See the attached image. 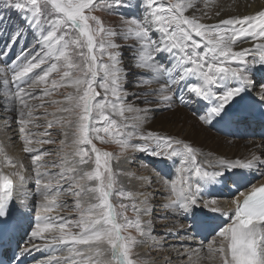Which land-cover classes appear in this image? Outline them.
Segmentation results:
<instances>
[{"label": "snow or ice", "instance_id": "snow-or-ice-1", "mask_svg": "<svg viewBox=\"0 0 264 264\" xmlns=\"http://www.w3.org/2000/svg\"><path fill=\"white\" fill-rule=\"evenodd\" d=\"M141 2L145 5L143 16L126 17L119 30L105 27L93 13L131 7L130 0L4 2L3 6L14 10L22 21L10 35L8 50L25 39L28 32L34 36L40 50L26 62H14L11 66L14 91L9 89L10 81L0 66V76L4 77L0 81V101L4 110L17 113L15 123L19 125L23 152L30 154L34 172L33 177H26L19 171L0 170V240L16 230L18 217L24 215L22 208L34 199L40 214L35 215L28 243L37 251L48 250L52 245L65 246L51 248L48 264H141L134 250L143 241H138L129 230L134 229L146 239L151 237V222L147 227L142 222V216L149 214V196L145 195L136 203L134 194L117 188L119 173L111 167L113 156L107 151L101 152L94 140L106 142V136L122 150L131 148L162 160H173L178 175L171 181L170 195L163 207L183 213L194 208L220 211L216 198H204L203 193L217 184L227 183L231 179L228 172L264 166V159L253 156L244 161L220 160L210 164L217 170H205L197 161L196 149L188 143L153 132L140 133L138 129L150 109L139 108L134 101H128L124 87L128 72L122 67L120 51L122 47H129L133 67L142 70L136 86L145 91L136 94V99L146 105L156 102L171 105L177 92L181 93V101L183 93L187 92L189 98L194 96L204 102L205 114L200 116L204 124L238 126L256 115L255 105L242 101L253 83L251 77L256 66L264 68V10L206 25L201 22L202 17L196 15V0H170L167 5L160 0ZM190 10L192 14L186 15ZM2 31L0 29V33ZM117 37L131 39L134 43L118 44ZM242 37L245 39L241 40ZM249 38L259 43H253L251 49L234 50L237 41L248 43ZM249 56L252 58L248 59ZM42 65L48 66L41 75L29 77ZM53 73H60V79L49 83ZM153 83L158 87L152 88ZM40 85H46L41 95L28 91ZM59 88L73 91L61 100L50 101L48 106L55 107V113L34 116L35 109L45 104L33 105L30 101H44ZM258 96L264 102V85ZM9 103L13 104L12 108L7 107ZM126 113L135 114L131 118L135 123H128ZM49 115L53 119L47 120ZM259 115L264 119V111ZM117 116L124 122L113 118ZM37 119L47 120L46 125H34L44 127V132L29 131L28 125ZM57 126L73 129L71 143H66L67 131L60 133L65 139L59 141L60 152L66 148L72 151L62 155L59 163H45L43 157L52 152L32 145L57 143L51 139L56 133L49 131ZM36 136L49 138L33 139ZM135 138L143 143L131 144ZM0 156L4 157L6 167H23L8 157L3 147H0ZM93 156L94 167L85 168L93 161ZM45 168L59 171L42 172ZM30 180H34V189L27 188ZM164 183L168 186L167 180ZM62 195L74 197L72 210L78 214L76 219L50 215L57 209L69 207L58 203ZM239 196L243 200L232 201L236 207L231 223L216 233L219 245L216 246L215 240L207 245L208 259L218 257L220 264H264V186L252 187L250 192H240ZM114 197L132 203L114 204ZM129 209L136 215L134 220L127 216ZM194 222L197 227L204 226L203 221ZM44 233L51 234L50 239H46ZM40 240L45 242L33 243ZM63 251L68 257L62 261L56 253ZM199 251L192 249L187 254L189 264H194L193 256H198ZM30 252L28 247L18 249L14 257L16 264H21L22 257Z\"/></svg>", "mask_w": 264, "mask_h": 264}, {"label": "rangeland", "instance_id": "rangeland-1", "mask_svg": "<svg viewBox=\"0 0 264 264\" xmlns=\"http://www.w3.org/2000/svg\"><path fill=\"white\" fill-rule=\"evenodd\" d=\"M208 1V0H207ZM5 0H0V16L3 17V22L0 23V29H3L2 33H0V44L1 43H6L8 45L9 43V38L10 35L12 33V31L18 27L22 21L19 17V15L11 9L5 8L4 5ZM160 2H163L164 4H168L170 2V0H160ZM172 2H174V0H172ZM131 3V7H121V8H116L114 9V11H109L107 9L101 11L98 10L96 12L93 13V15H96L97 17H99L104 26L108 27V28H112L114 30H119L122 25H123V21L126 17H131V16H136L137 18H141L143 16V13L145 11V5L144 3L141 2V0H130ZM134 3V5H133ZM200 6L201 4L198 3ZM197 9H199V6L197 7ZM133 11V12H132ZM197 40H199V37H195ZM20 41H24V45H22L21 47V52L20 51H16V47L14 45H20ZM18 41L16 44L13 45V51L12 54H9V58L8 56H4V55H0V58L5 59L8 58L11 59V63L13 64L14 62L17 63H23L25 62V54H30V53H36L40 50V45L36 43L34 36L28 32L26 33V38L23 40ZM116 42L118 44L121 45H131L134 43L133 40L129 39V40H125L123 38L117 37L116 38ZM25 50V53H24ZM202 50V49H201ZM33 51V52H31ZM122 56H121V61H122V67L125 68L128 72L127 78H126V82L124 84V87L126 88L127 92H128V101H134V103L139 107V108H148L150 109V111L147 112V118L146 120L142 123V126L138 129V131L140 133H148V132H153V133H157L161 136H167V137H171L172 139H180L183 141V137H186V135H188V133L191 131V125L195 124L196 128L199 129V126H201L202 128H204V130H201V128L197 133V140L196 142L201 145L202 142L204 141V137L207 135V133L210 131L207 128V124H204L199 118L202 115L200 110H196L193 108V106H195V98L194 96L192 98H190V103L188 104L190 106L187 105L188 110L190 111L191 108L194 110V112H197L199 114H201L200 116L197 113H194L190 111L192 117L188 118V119H183L181 118V120L183 122H179V120L176 123L173 122H169L167 124V128L165 130H162L160 127V125L155 124V121L159 118V117H163L168 113H173L175 112L177 106L175 105V103H171V105L166 104V103H162V102H156V103H152V104H144V102L142 100H138L136 99V94L145 91L144 88H140L137 87V78L138 75L141 73L142 70L133 67V61L131 60L130 57V48L125 46L122 47L120 49ZM11 52V51H10ZM3 53V52H2ZM18 53V54H17ZM21 53H23V55H21ZM14 57V58H13ZM17 57H20V60H17ZM13 60V61H12ZM7 61V62H8ZM3 66L4 68V72L7 74V78H11L12 75V71L11 68H8V64H4L0 61V66ZM48 65H42L41 68L38 69H34L32 73L29 74V77L35 76L38 77L39 75L42 74V71L44 68H46ZM9 73V74H8ZM2 77V76H0ZM3 78V77H2ZM52 79H56L59 80L60 79V73H53L50 77H49V83ZM0 81H2V79H0ZM189 82H193V81H189ZM11 83V82H10ZM260 83H262V81H260ZM10 85V84H9ZM9 87V86H8ZM46 87V85H40L39 87L35 88V89H30V92H32L34 95H41L43 93L44 88ZM152 88H157L158 85L156 84H152L151 86ZM11 90L14 91V86L11 85V87L9 88ZM73 91L70 88H59L57 90H55L54 94L50 97H45L44 101H41L39 99H33L30 101L31 104L33 105H39L41 103L45 104V107H40L35 109V111L33 112L34 116L37 117H42L44 115L45 112L47 113H55L56 112V108L52 107V106H48L51 100H61L63 99L69 92ZM181 95V93H180ZM190 94H188L187 92L183 93L184 98L189 97ZM192 100V101H191ZM0 108L3 109V103L0 102ZM184 109L186 110V107H184ZM205 114V113H204ZM203 114V115H204ZM63 115H67V114H63ZM126 116L128 117V114H126ZM186 117V116H185ZM196 117V119H195ZM114 119H116L118 122L123 123L124 120L120 117H113ZM130 117H128V123H135L134 120H132ZM187 118V117H186ZM53 119V117L51 115H49L47 117V120H51ZM16 120V119H15ZM15 120L12 121V124L15 125L16 130L18 131L15 136L18 137V142L15 145H11V142H9V147L12 146L11 149H15L16 151H22L23 152V140L19 134V125L15 123ZM47 120L45 119H37L35 121H33L32 123H30L28 125V129L30 132L33 133H41L45 131L44 127H36L34 125H46ZM7 121V119H2L0 116V123L4 124ZM198 123H197V122ZM193 123V124H192ZM198 125V126H197ZM6 128V131L9 129L8 126H4ZM179 130H177L178 128ZM241 127V126H240ZM246 128H248L247 130H245V128L242 127V129L239 132V137L240 138H244V139H251L252 141H254V144H257V142L260 140H262L261 138H259V130L257 129V131L254 132L252 129L249 130V124L246 123ZM207 129V130H206ZM131 129H126V131H130ZM153 130V131H151ZM212 130H215L214 127H212ZM49 131L56 133L55 136L51 137V139H55L57 141V143L55 144H44V145H37V144H33V147H37L40 149H48L52 152L51 155L45 156L43 157V161L45 163H51V162H60V157L62 155H64L65 153H70L72 151L71 148H66L64 150V152H60L59 150L61 149V145L59 143V141L61 139H65L63 135H61L60 133H62L63 131H67L68 132V137H67V141L66 143H71L72 140V135H73V129L71 128H61L60 126L54 127L52 129H49ZM253 133V134H252ZM238 134V133H237ZM236 134V135H237ZM250 134L249 137L248 135ZM223 135V134H222ZM234 135V136H236ZM254 135V136H253ZM101 136H105L104 133H101ZM224 136V135H223ZM207 137V136H206ZM231 136H229L230 138ZM233 137V136H232ZM48 139L49 137H33V139ZM1 140V139H0ZM105 140L106 142H101L100 140H94L93 143L95 144V146L101 151H107L110 154H112L113 159L111 160V167L113 169L114 172L119 173L116 177L118 184H117V188H122L125 192H130L132 194H134L135 198H136V203H139V201H141L140 199V194H136L132 191V188L129 186V182L132 178H137V177H141V176H146L148 174V170H149V174L151 175H155V176H159V177H163V173L161 172L163 170L164 167H167L168 165L170 167H175L173 160H167L164 159L162 160L161 158H157V157H153L152 155H150L147 152L144 151H139V150H132L131 148L127 149V150H122L121 147L112 142L111 139H108L105 136ZM13 142V141H12ZM14 142H16V140H14ZM13 142V143H14ZM184 142V141H183ZM187 142V141H186ZM131 144H141L143 143V141H141L139 138H135L132 139L130 141ZM201 143V144H200ZM262 143H264V141L262 140ZM20 146H19V145ZM18 145V146H17ZM17 146V147H16ZM194 148L193 145H190ZM22 147V148H21ZM198 156L197 157V161L199 162H203L200 163L202 166L203 164H213L214 162V158L215 156L211 153H209L208 151L205 152H198ZM25 154V155H24ZM205 154V155H204ZM21 155V154H20ZM23 157L24 159H21V164H23V166L29 164L30 165V175L29 177H33L34 176V172L32 170V160L30 158V154L24 153L23 152ZM201 156V157H200ZM208 156V157H205ZM210 156V157H209ZM14 160H17L15 156H13ZM205 158V159H203ZM208 158V159H207ZM212 158V159H211ZM177 159V158H174ZM262 159V158H261ZM130 161V168H131V172H129V170H127L128 165L126 163V161ZM124 164V165H123ZM124 166V167H123ZM127 166V167H125ZM162 166V167H161ZM207 166V165H206ZM87 169H91L94 167V156H93V161L90 162L88 165L84 166ZM205 167V166H203ZM210 167V165H209ZM9 168V170L11 172H15V168H11V167H7V169ZM260 168V166L258 167ZM173 169V168H171ZM208 167H205V170H208ZM42 172H58L59 169L58 168H45V169H41ZM164 171V170H163ZM256 176L255 179H257V176H259L260 173H262V175L258 178H263L264 177V170H256ZM246 172V171H245ZM145 174V175H144ZM231 174H237L236 172H231ZM239 174V173H238ZM237 174V175H238ZM249 174H252L249 173ZM228 177H231L229 175H227ZM232 178V177H231ZM168 181V186L170 187L171 181L174 179V177L169 174L166 178ZM237 180V179H236ZM231 181H233V179H229L228 183L231 184ZM30 186L34 189V180H30L29 181ZM153 184V182H152ZM129 186V187H128ZM157 187H163L158 185ZM244 187H249V186H244ZM159 190V191H158ZM164 190V191H163ZM156 191V192H155ZM162 191V192H161ZM166 189H155V188H151L148 191H146V195L149 196V214L148 215H143L142 216V222L145 224V226L147 227L148 222H151V237L150 238H144L139 236L134 229H130L129 232L136 237V239L138 241H143V243L138 244L135 248V256L136 258H138L141 262V264H146L147 260H151V262L153 260L155 264H163V260L166 259L165 254L166 252L162 253L163 250H161V247H159L160 245L163 247H166V249H169V247L172 249L177 248L178 245H182L181 248L183 247V242L181 240H183V237H187L188 234L186 227H182L183 225H177L176 222H173L172 220V214L170 212V209L163 207L164 205V201H165V193ZM221 193H225L224 190L221 191ZM223 195V194H222ZM153 197V198H152ZM165 197V198H164ZM164 199V200H163ZM114 204H119V203H124V204H128L130 205L132 203L131 200H127V199H120L118 197H114L113 201ZM58 203L64 204L66 203L69 207L68 208H63V209H57L55 212L51 213L50 215L52 216H59V217H64V218H68V219H76L78 217L77 212H75L73 209V205H74V197H72L71 195H62L61 197H59L58 199ZM34 204H35V200H34ZM119 210V209H118ZM176 212L174 211V217L176 219L177 222H179L176 218ZM38 214L37 211V207L35 205L32 206V212H31V225L30 228L32 229L33 224H34V218L35 215ZM182 215V214H179ZM127 216L130 220H134L136 218V215L133 211H131L130 209L127 211ZM171 220V221H170ZM185 222L183 221V224ZM187 226V225H185ZM178 227H182L184 229H180L178 230ZM218 227H220V224L218 225ZM73 231H76L75 229H73ZM128 233H125V235H127ZM186 235V236H185ZM216 235V234H215ZM214 234L210 237V238H216ZM215 236V237H213ZM44 237L46 239H50L51 234L49 233H45ZM181 238V239H180ZM210 238H205L204 240L202 239V243L199 246L200 250H207V245L210 242ZM171 240V241H170ZM180 240V241H179ZM20 241V240H19ZM26 241V242H25ZM216 241V240H215ZM45 242L40 240L36 243H40L43 244ZM217 242V241H216ZM150 245H149V244ZM21 244V245H20ZM160 244V245H159ZM194 244H196L195 242L192 244H188V247L192 248V249H198L199 247L196 245L194 246ZM142 245H147V251L150 247H154L156 248V253L157 255H155V251L149 250L148 252H144V250H142L141 248L143 247ZM177 245V246H176ZM19 246H21L22 248L24 247H31L32 244L28 243V239L27 240H22V242L19 243ZM150 246V247H149ZM62 247V248H60ZM65 246L64 245H52L51 248H58V249H63ZM83 247V246H80ZM33 247H31L30 249H32ZM158 248V249H157ZM46 252V250H44ZM179 250L175 249V251L173 252L177 257V262L178 264H182L183 262H185V260H181V256L178 255ZM33 252L34 250L32 249L30 254H25L24 255V263L23 264H45V262L47 261V257H33ZM48 252V251H47ZM178 252V253H176ZM182 252V251H181ZM40 253V252H39ZM29 255V256H28ZM57 255L60 256L61 260L63 261L64 258L68 257V253L66 251L63 252H58ZM161 256V257H160ZM160 257V259L158 258ZM171 257V256H170ZM32 259V260H31ZM46 259V261H45ZM38 260V261H37ZM34 261V262H33ZM162 261V263H161ZM183 261V262H182ZM219 259H217V261H213V262H207V264L209 263H214V264H220L219 263ZM166 264V263H165Z\"/></svg>", "mask_w": 264, "mask_h": 264}, {"label": "bare ground", "instance_id": "bare-ground-1", "mask_svg": "<svg viewBox=\"0 0 264 264\" xmlns=\"http://www.w3.org/2000/svg\"><path fill=\"white\" fill-rule=\"evenodd\" d=\"M198 3H200L201 6ZM133 5H134V3H133ZM198 6H199V9H198V11H196V15L202 17L201 22L206 24V25H214V24H218L220 21L227 19V18L242 17L245 15H254L256 12H258L260 10H264V0H208V1L207 0H196V8ZM217 13H219V14H217ZM191 14H192L191 10L188 13H186V15H191ZM243 39H245V38L242 37L241 40H243ZM253 43H259V41L258 40L252 41L251 38H249L248 43H240V41H237V44L234 46V50H240L241 48L251 49L253 47ZM24 44H25L24 41H20V45H17V46L14 45L17 48L16 51L21 52V47ZM12 47L10 50H8L7 44L1 43L0 44V53H2V52L5 53L4 56H8V58H9V54L10 53L12 54V51L14 50L13 49L14 47L13 48ZM31 52H33V51H31ZM24 53H25V50H24ZM25 55H26V57H25V62H26V60L30 59L31 56L34 55V53L25 54ZM8 58H5L3 60H2V58H0V61L4 64L7 63V65L10 64V65H8V68L10 69L11 66H13V64L11 63V59H9V61H8ZM251 58H252L251 56L248 57V59H251ZM256 59L258 60L259 57L257 56ZM3 66L4 65H2V67ZM32 77L35 78L36 75L32 76ZM3 78L0 77V79H3ZM7 79L11 82V78H7ZM25 79H27V78H25ZM251 79H252L253 83H251L249 85L248 91L244 94V98H253L255 100L260 101L258 93L261 90V85H264V68H260L257 65ZM260 81H262V83H260ZM9 84H10L9 85V88H10L12 83H9ZM28 91L30 92V89H28ZM179 96H180L179 92H177L176 95L174 96V103L177 106L175 112H173L172 114L168 113L165 116H163L162 118L159 117L155 121V124L160 125L161 126L160 128L162 130H165L167 128V124L169 122L176 123L180 119L179 122L181 123V122H183L182 121L183 119H188V118L192 117L191 113L194 112V110L191 108V110H190L191 113H190V111L188 110V107H187L188 104H191L190 98L187 97V98H184L183 101H181L179 99ZM195 100H196V102H195L196 104H195V106H193V108L196 110H200L202 115H203L205 113L204 102L199 101L196 98H195ZM0 102H2V101H0ZM7 107L12 108L13 104L9 103L7 105ZM184 107H186V110L184 109ZM189 108H190V106H189ZM194 113H197V112H194ZM126 114H128V117H130V118H132L135 115L133 113H126ZM197 114L199 116L201 115L199 113H197ZM0 116L2 119H7V121H4L5 122L4 124L0 123V139H1L0 140V147L4 148L5 153L7 154L8 157H10L13 161H16L19 164H21V159L22 158L24 159V157L22 155L23 152L22 151H20V152L16 151L14 148L11 149L12 146L17 144V142L19 141L18 137L15 136V134L18 131L16 130L15 125L12 124V121H14L17 118V113L15 111H6V110H4V108L3 109L0 108ZM180 117L182 118V120ZM195 119H196V117H195ZM248 121H246V122H244L238 126H232V128L234 130L229 131L228 133H226V130L224 133V132L218 131L215 128L216 125L217 126H222V125H219V124L207 125V128L210 131L207 133V135H206L207 137L206 136L204 137V141L202 142V144L200 143L201 145H199L196 142L197 133H198L197 130H199L200 128H201V130H204V128L199 126V129H197L196 125L192 123L193 125H191V131L188 133V135H186V137H183V141L184 142L187 141L186 143H188L189 145H193L194 148L196 149V151H198L200 153L208 151L209 153L213 154L215 156L213 164H216L220 160L233 161L235 159H240V160L244 161L247 159H251L253 156L260 157V158L264 159V143H262V140H263L262 135H263L264 128H262V126L260 124H257L256 126H255V124L249 125V130L252 129L253 132H254V129H255V131H257V129H260L258 131L259 132L258 136L262 140H260V142L258 141L257 144H254V141H252L249 138L244 139V138L239 137V132L242 129V127L245 128V130L248 129V128H246V123H248ZM259 125H260V127H258ZM4 126H8L9 129L6 131V128ZM212 127H214L215 130H212ZM223 127H225V126H223ZM225 128H227V127H225ZM177 130H179V128ZM151 131H153V130H151ZM234 135H236V136H234ZM229 136H231V137L229 138ZM248 136L252 137V136H250V134ZM14 140H16V142H14ZM9 142H11V145H12L10 147H9V144H10ZM13 156H15L17 160H14ZM197 157H199V156H197ZM205 157H208V156H205ZM203 159H205V158H203ZM3 160H4V157L0 156V170H2L5 173L11 172L9 170V168L7 169V167L3 165ZM126 163H127L128 167L127 166H125V167H127L128 168L127 170H129V172H131L130 161L127 160ZM199 163H203V162H199ZM209 165L207 163L203 164V166L209 168L208 170H217V169H213L212 167H209ZM170 166L168 165L167 167H164L163 168L164 171L163 170L161 171L163 173V177H159V176H155V175L150 176L149 170H148V174L146 176L132 178L129 182V186L132 188V191L134 193L140 194L141 200H143L145 198L146 191H148L151 188L166 189V192H164V193H165V197L167 198L170 195V187H167L165 185V183H164V181L166 180L165 178L170 174L171 177L173 176L175 179V178H177V175H178L176 172V167H173V166L170 167ZM171 168H173V169H171ZM29 169H30V165L27 164V165L23 166L22 168L18 167V168H15L14 170H15V172L19 171L23 175H25L26 177H29V175H30ZM260 169L264 170V166H260V168H254L251 170H248V169L234 170L233 172H236L237 174L239 173L238 175L237 174L232 175L231 172H228L227 175L231 176L232 177L231 179H233L235 181V183H233L232 181H231V184L228 182L227 183H220V184H217L213 188H211L208 191H205L203 193L204 198H208V197L216 198L217 206L220 209V211H218V212H212L209 209H202V208H194L188 213H183L181 211H175L176 212L175 214L177 215L176 218L179 221V222H177L174 215H173L174 210L168 208V209H170V212L172 214V216H171L172 220L174 219L173 222H176L177 225H183L182 227H186V230H187L186 234H188V236L186 238L182 236V238H183V240H181L183 242L182 248H181L182 245H178V246L176 245L177 248H174V249H173V247H172V249L170 247H169V249H166V247H163V249H162V246L159 244L160 245L159 247H161V250H163L162 253L166 252V254H165L166 259L163 260V264H165V263L166 264H178L177 259H176L177 256L173 253L175 251V249L179 250L178 251L179 253L178 252H176V253H178V255L181 256L180 257L181 260H183V259L185 260V262L182 261L183 262L182 264H189V262L187 260V254L192 251V248L188 247V244H192L195 242L196 244H194V246L197 245L199 247L202 243V239L204 240L205 238H210L213 234L215 235L219 231L220 228L226 227L229 223H231L230 217L234 216L235 207H236L235 204L232 203V201L236 198H239L240 200L243 199L242 196H239V193L245 192L247 194L248 192L251 191L252 187L264 186V177L258 178L262 175V173H260L259 176H257V179H255L256 172H257L256 170L260 171ZM251 172H252V174H249ZM152 182H153V184H152ZM169 184H171V183H169ZM158 185L163 186V187H157ZM244 186H249V187H244ZM27 188L33 189L30 186L29 182L27 184ZM222 190H224L225 193H221ZM166 198H165L164 204L167 203ZM33 205H35L34 199L31 203L28 204L27 207L22 208L24 215H23V217H18V227L16 228V230L14 232L8 234V241H9L8 245L14 244V245L19 246V243L22 242V240H27L29 238L30 231H31V228H30L31 219L30 218H31V212H32V206ZM17 207H19V204H17ZM37 211H38V214H40V210L38 208H37ZM179 214H182V215H179ZM183 221L185 222L184 224H183ZM194 221H203L204 226L203 227H197V225ZM219 224H220V227H218ZM185 225H187V226H185ZM182 227H178L177 229L178 230L184 229ZM215 236H216V238H210L209 240L210 241L216 240L217 241L216 246H218L219 242H220V238L217 235H215ZM215 236H213V237H215ZM42 241H44V240H42ZM36 242H38V241H34L33 243H36ZM142 246L143 247L141 249L144 250V252H148L149 250H152V251H155L154 253H155V255H157L156 248L149 246L150 248L147 251L148 246L147 245H142ZM60 248H62V247H60ZM32 249L34 250L32 259L34 257H37V256L38 257H46L50 254V251H51V248H50V249L46 250V252L44 250H41L40 253H37L39 251H37L35 248H32ZM32 249H31V251H32ZM198 249L200 250V247ZM208 255H209L208 250H202L201 249L199 251L198 256H196V255L193 256L194 264H207V262H213V261L215 262V261H217V259H219L217 257L216 259L210 260V259H208ZM160 257H158V258L160 259ZM45 261H46V259H45ZM154 261L155 260H153L152 262H151V260H147L146 264H155ZM21 262H23V263L25 262L24 256L22 257ZM161 263H162V261H161ZM45 264H48V262H45ZM53 264H54V262H53ZM210 264H214V263H210Z\"/></svg>", "mask_w": 264, "mask_h": 264}]
</instances>
